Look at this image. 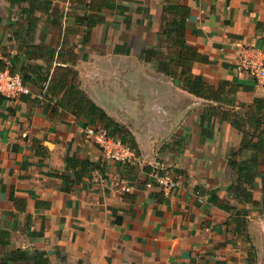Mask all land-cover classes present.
Here are the masks:
<instances>
[{
    "label": "crops",
    "instance_id": "obj_1",
    "mask_svg": "<svg viewBox=\"0 0 264 264\" xmlns=\"http://www.w3.org/2000/svg\"><path fill=\"white\" fill-rule=\"evenodd\" d=\"M251 43L264 0H0V67L30 90L0 95V264H264V79L237 69ZM102 112L133 164L84 135ZM152 167L174 189L148 186Z\"/></svg>",
    "mask_w": 264,
    "mask_h": 264
},
{
    "label": "built area",
    "instance_id": "obj_2",
    "mask_svg": "<svg viewBox=\"0 0 264 264\" xmlns=\"http://www.w3.org/2000/svg\"><path fill=\"white\" fill-rule=\"evenodd\" d=\"M237 69L246 72L256 80L264 79V48L255 43L241 45ZM45 85L46 83L42 84L43 87ZM29 91L21 74L13 71L9 62L0 68V95L5 98H15L21 94L29 93ZM83 132L86 138L101 149L107 159L127 165L133 164L137 160V152L129 142H124L120 137L110 134L101 125L87 124L83 127ZM147 176L149 177L148 186L157 184L166 192H170L176 186V180L164 167H152L147 172ZM130 188L131 186H126L124 190Z\"/></svg>",
    "mask_w": 264,
    "mask_h": 264
},
{
    "label": "trees",
    "instance_id": "obj_3",
    "mask_svg": "<svg viewBox=\"0 0 264 264\" xmlns=\"http://www.w3.org/2000/svg\"><path fill=\"white\" fill-rule=\"evenodd\" d=\"M183 64H185L186 66H188V61L184 62ZM7 65V64H6ZM5 65V66H6ZM4 65L0 68H3ZM11 67V65H10ZM12 69V68H11ZM13 70V69H12ZM223 84V82L221 81L218 85V88L221 89V85ZM182 85L187 87V89L189 91H191L192 93L196 94V95H200L206 99H218V95H216V93H213V85H210L206 82H204L202 80V78L199 75H192L189 74L188 76H185L182 79ZM102 117H103V121L104 123H101V126L106 128L110 134L112 135H116L118 137L121 138L122 141L124 142H129L132 147L137 151V147H136V142H135V138L128 135V133L126 132L125 129H123L121 126H118L113 120H111V118L107 117L105 115V113L102 112ZM235 124V122L233 123V125ZM264 136V133H263ZM249 145L248 141L245 142V146ZM257 149L264 151V138L260 139V141L256 144ZM75 162H78L80 164V167H86L90 164L87 161H79V160H74L71 159L70 160V166H73L74 164H76ZM73 171L72 174H62L63 179L66 182L67 188L70 189V185L71 183L79 178L84 171H82L80 168L75 169L73 167V169L71 170ZM256 173H254L253 175H255ZM250 201H254L252 198H248Z\"/></svg>",
    "mask_w": 264,
    "mask_h": 264
},
{
    "label": "rangeland",
    "instance_id": "obj_4",
    "mask_svg": "<svg viewBox=\"0 0 264 264\" xmlns=\"http://www.w3.org/2000/svg\"><path fill=\"white\" fill-rule=\"evenodd\" d=\"M182 78H183V77H180V78L178 77V81H181V83H182ZM108 101L111 102V104H114V102H113L111 99H108ZM135 142H136V141H135ZM136 144H137V143H136Z\"/></svg>",
    "mask_w": 264,
    "mask_h": 264
}]
</instances>
